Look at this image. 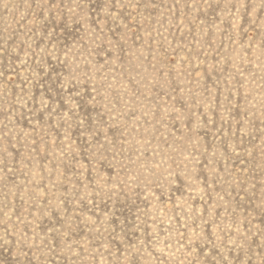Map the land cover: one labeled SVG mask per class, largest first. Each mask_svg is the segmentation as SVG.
<instances>
[{
	"label": "rangeland",
	"instance_id": "1",
	"mask_svg": "<svg viewBox=\"0 0 264 264\" xmlns=\"http://www.w3.org/2000/svg\"><path fill=\"white\" fill-rule=\"evenodd\" d=\"M0 264H264V0H0Z\"/></svg>",
	"mask_w": 264,
	"mask_h": 264
}]
</instances>
